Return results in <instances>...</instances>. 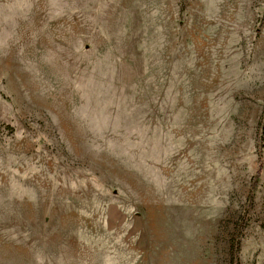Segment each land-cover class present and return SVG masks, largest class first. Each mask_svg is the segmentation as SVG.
Here are the masks:
<instances>
[{"label": "rangeland", "instance_id": "1", "mask_svg": "<svg viewBox=\"0 0 264 264\" xmlns=\"http://www.w3.org/2000/svg\"><path fill=\"white\" fill-rule=\"evenodd\" d=\"M261 136L264 0H0V264H264Z\"/></svg>", "mask_w": 264, "mask_h": 264}, {"label": "trees", "instance_id": "2", "mask_svg": "<svg viewBox=\"0 0 264 264\" xmlns=\"http://www.w3.org/2000/svg\"><path fill=\"white\" fill-rule=\"evenodd\" d=\"M263 138H264V136H261V139H260L261 144L259 145L260 146L259 148H260V155L261 156H263V150H264V143H263L264 140H263ZM263 165H264V162L260 163V167H259V169H258V171L256 173L255 179H259L261 177ZM252 197H253V195H252Z\"/></svg>", "mask_w": 264, "mask_h": 264}]
</instances>
